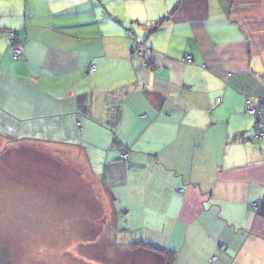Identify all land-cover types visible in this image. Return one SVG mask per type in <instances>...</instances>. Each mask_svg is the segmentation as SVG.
I'll use <instances>...</instances> for the list:
<instances>
[{"label": "crops", "instance_id": "1", "mask_svg": "<svg viewBox=\"0 0 264 264\" xmlns=\"http://www.w3.org/2000/svg\"><path fill=\"white\" fill-rule=\"evenodd\" d=\"M263 96L264 0H0V136L112 209L115 264H264Z\"/></svg>", "mask_w": 264, "mask_h": 264}, {"label": "rangeland", "instance_id": "2", "mask_svg": "<svg viewBox=\"0 0 264 264\" xmlns=\"http://www.w3.org/2000/svg\"><path fill=\"white\" fill-rule=\"evenodd\" d=\"M21 153L15 141L0 136V264H115V235L122 242L127 231L115 230L112 209L89 208L92 196L81 187L84 179L59 170L49 176L48 163L38 170ZM116 208L124 226L128 210L118 202ZM139 247L153 251L129 244Z\"/></svg>", "mask_w": 264, "mask_h": 264}, {"label": "built area", "instance_id": "3", "mask_svg": "<svg viewBox=\"0 0 264 264\" xmlns=\"http://www.w3.org/2000/svg\"><path fill=\"white\" fill-rule=\"evenodd\" d=\"M129 36H132L130 32H128ZM7 42L10 47L11 57L14 60H18L21 58L23 54V46L24 41L18 38L14 31H8V39ZM138 55H143V51H138ZM187 61H190L191 55H186L184 58ZM245 112L251 114L253 116V127H252V140H260L264 137V96L259 98H249L245 102ZM123 158L126 157V154H122Z\"/></svg>", "mask_w": 264, "mask_h": 264}, {"label": "trees", "instance_id": "4", "mask_svg": "<svg viewBox=\"0 0 264 264\" xmlns=\"http://www.w3.org/2000/svg\"><path fill=\"white\" fill-rule=\"evenodd\" d=\"M156 28V25H154L152 28H150L151 30H154ZM151 30H149V31H151ZM13 31V30H12ZM15 32V31H14ZM15 34H16V32H15ZM132 35V34H131ZM133 36V35H132ZM131 36V37H132ZM10 54H11V52H10ZM14 60V59H13ZM259 204V201L255 204V206L256 205H258ZM135 244H130L132 247H134L135 245H141V246H143V247H145V248H148V249H150V250H153V251H155V252H160V253H165L163 256L165 257V258H167L169 261L168 262H170V261H172V259L174 258V252L173 251H170V250H167V249H164V248H162V247H160V246H158V245H156V244H154V243H151V242H144V241H138V242H134Z\"/></svg>", "mask_w": 264, "mask_h": 264}]
</instances>
